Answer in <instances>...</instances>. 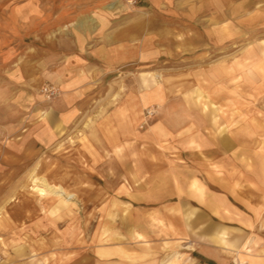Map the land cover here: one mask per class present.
I'll return each mask as SVG.
<instances>
[{
  "label": "crops",
  "instance_id": "crops-1",
  "mask_svg": "<svg viewBox=\"0 0 264 264\" xmlns=\"http://www.w3.org/2000/svg\"><path fill=\"white\" fill-rule=\"evenodd\" d=\"M175 1L150 0L160 11L152 19L69 26L8 58L0 67V133L41 145L33 157L65 147L76 168L93 156L96 169L105 153L125 158L115 186L123 207L112 221L125 222L128 264H264V56L241 73L261 100L251 116L239 107L231 117L242 83L230 89L223 62L151 74V63L213 45L211 30L189 22L193 8ZM46 86L59 96L46 101ZM18 147L5 144L1 163ZM115 227L112 239L122 233Z\"/></svg>",
  "mask_w": 264,
  "mask_h": 264
},
{
  "label": "rangeland",
  "instance_id": "rangeland-1",
  "mask_svg": "<svg viewBox=\"0 0 264 264\" xmlns=\"http://www.w3.org/2000/svg\"><path fill=\"white\" fill-rule=\"evenodd\" d=\"M174 5L180 10L193 8L189 22L199 31L211 30L213 45L199 47L191 56L151 63L149 72L174 76L223 62L234 78L230 89L234 90L233 83H242L231 96V117L239 107L251 116L261 100L247 75L241 78V73L254 66L257 55L264 56V0H176ZM158 12L150 0H0V67L34 41L69 26L104 27L110 20L152 19ZM157 110L155 105L144 115ZM249 137L247 146L253 144ZM22 139L0 133L1 156L5 144L19 145L15 158L7 156L6 164L0 161V264H128L125 222L112 221L123 207L117 205L116 199L122 198L115 186L125 170V158L120 162L105 153L97 157L101 163L96 169L93 156L76 168V162L62 152L65 147L58 145L53 153L47 149L33 157L32 151L39 152L41 145L35 149L33 142ZM43 181L62 187L71 194L70 200L66 193L62 197L40 195L34 188H42ZM117 225L122 233L112 239V227L115 230ZM14 250L20 251L21 258L10 257Z\"/></svg>",
  "mask_w": 264,
  "mask_h": 264
},
{
  "label": "bare ground",
  "instance_id": "bare-ground-1",
  "mask_svg": "<svg viewBox=\"0 0 264 264\" xmlns=\"http://www.w3.org/2000/svg\"><path fill=\"white\" fill-rule=\"evenodd\" d=\"M245 2V1H244ZM249 3V2H248ZM247 5V4H246ZM245 5V6H246ZM235 13V12H234ZM178 47V46H177ZM187 48V47H186ZM52 51V50H51ZM158 80V79H157ZM150 95H152L151 93H150ZM107 130V129H106ZM109 132V131H108ZM41 165V164H40ZM38 171V170H37ZM48 173V172H47ZM46 178V177H45ZM38 179V178H37ZM42 179H43V177H42ZM40 180V179H39ZM198 180V179H197ZM38 181V180H37ZM40 182V181H39ZM33 183H34V185H36V184H38L37 182H36V180H34L33 181ZM33 185V186H34ZM41 187L42 188H40V187H37V186H35V190L36 191H38V193L40 194V195H45V194H55L56 196H58V197H62V196H64L65 195V191H64V189L62 188V187H58V186H56V187H54L53 185L51 186L50 184H48L47 182H45V181H43L42 183H41ZM193 187H196V183H193ZM32 188V187H31ZM196 189V192L198 193V194H202V189L200 188V187H196L195 188ZM32 190V189H31ZM181 193V192H180ZM67 194V193H66ZM65 198V197H64ZM66 198L67 199H69L70 200V198H71V194L70 195H66ZM65 198V199H66ZM217 210V209H216ZM152 217V216H151ZM162 226V225H161ZM138 237H140V236H138ZM136 238V237H135ZM222 242H224V240L222 239ZM258 242V241H257ZM225 243V242H224ZM259 246V245H258ZM257 246V247H258ZM240 250V249H239ZM247 251V250H246ZM238 253V252H237ZM119 254V253H118ZM249 254V253H248ZM251 254V253H250ZM137 256V255H136ZM240 261L242 262V263H245L244 262V260H243V258H241L240 259Z\"/></svg>",
  "mask_w": 264,
  "mask_h": 264
},
{
  "label": "built area",
  "instance_id": "built-area-1",
  "mask_svg": "<svg viewBox=\"0 0 264 264\" xmlns=\"http://www.w3.org/2000/svg\"><path fill=\"white\" fill-rule=\"evenodd\" d=\"M42 93L47 100H51L55 97H58L60 94L57 88L49 87V86L44 87L42 89ZM148 114H151V112H148ZM232 264H245V263H242L240 260H235L232 262Z\"/></svg>",
  "mask_w": 264,
  "mask_h": 264
}]
</instances>
